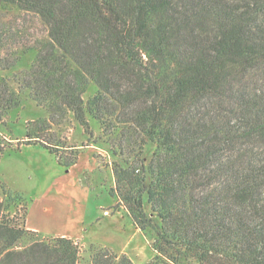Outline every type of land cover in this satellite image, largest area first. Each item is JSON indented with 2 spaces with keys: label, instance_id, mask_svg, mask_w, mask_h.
Masks as SVG:
<instances>
[{
  "label": "trees",
  "instance_id": "1",
  "mask_svg": "<svg viewBox=\"0 0 264 264\" xmlns=\"http://www.w3.org/2000/svg\"><path fill=\"white\" fill-rule=\"evenodd\" d=\"M3 5L47 28L30 69L16 76L19 89L0 77V119L22 92L47 115L26 123L21 144L43 148L65 170L79 152L55 129L71 121L106 145L112 209L151 236L147 264H264V0ZM21 200L0 186V264H80L71 239L11 225L6 212ZM90 248L91 264H132Z\"/></svg>",
  "mask_w": 264,
  "mask_h": 264
},
{
  "label": "rangeland",
  "instance_id": "2",
  "mask_svg": "<svg viewBox=\"0 0 264 264\" xmlns=\"http://www.w3.org/2000/svg\"><path fill=\"white\" fill-rule=\"evenodd\" d=\"M46 38L47 28L37 15L12 5L0 8V77L7 79L12 90L19 89L15 82L16 76L30 69L36 54L35 48ZM13 61H17L15 65L8 70H1ZM93 92L94 88L90 85L84 95L85 100ZM46 116L43 108L32 102L27 92H22L19 105L4 112L0 119V186L4 184L22 195V200L6 212L10 215L9 220H12L11 225L25 229L28 211L30 218L41 225L44 233L61 231L66 220L78 219L81 215L85 216L83 225L86 229L98 219L102 225L98 227L97 235L90 236L93 240H87L92 242L91 245L83 242L79 245L75 239H71L80 249V264H91L90 246L105 247L107 244L114 245L112 249L118 257L125 255L132 264H147L154 255L149 234L135 231L129 225L130 222L132 224L130 219H118L111 226L106 223L108 221H102L105 219L103 210L111 204L107 190L112 186L110 164L114 160L106 145L93 143L71 121L66 129H55L56 135L64 139L65 146H75L79 152L78 165L69 175L66 172L71 167L68 170L60 167L54 156L43 148L31 145L32 148L20 149L26 146L21 144L26 140V123ZM98 136L99 132L95 130L94 138ZM152 151L153 146L147 144L143 155L146 161L150 159ZM88 158L95 161L94 165L100 170L91 172L88 169L79 181L77 173L88 166ZM38 235L44 239L53 237L41 233ZM25 243H28L26 238L16 246L18 248ZM119 250L125 253H119ZM150 254L152 257L149 259Z\"/></svg>",
  "mask_w": 264,
  "mask_h": 264
},
{
  "label": "crops",
  "instance_id": "3",
  "mask_svg": "<svg viewBox=\"0 0 264 264\" xmlns=\"http://www.w3.org/2000/svg\"><path fill=\"white\" fill-rule=\"evenodd\" d=\"M27 148V147H31V145H27V146H21V148ZM88 166H86L85 169H82L80 171V173H77V177L80 181V179L87 173V170L90 169L91 172H93L92 170L94 169H98L100 170V168H98V166L94 165L96 162L95 161H90V159L88 158ZM90 163V164H89ZM78 163H76L74 166H72L67 172L66 174H72L75 170V168L77 167ZM90 167V168H89ZM112 185H113V178H112ZM83 189V186L81 188V190ZM111 200V198H110ZM113 201L111 200V204L109 205V207L107 209L103 210V215L105 217L104 220L102 221H108L106 222L109 226L115 224L118 219H128L129 218L127 216H125V214L123 213L122 209H117V210H113ZM86 221L85 216L81 215L80 218L78 219H69L66 220V222L64 223V225L62 226L64 229L58 232H49V233H44V231L41 229V225H39L38 223H36L35 219H31L29 216V211L27 212V217H26V221H25V229L29 230V231H33V232H37V233H41L43 235L46 236H53V237H65V238H69V239H75L79 245L83 244H88L91 245L92 242L91 241H87V240H93L92 238H90V236H95L99 233L98 227H101L102 224H100L101 220L96 219L94 224H91L89 226V229H86V227L83 225L84 222ZM130 227H132L135 231L140 232L139 230H137L133 224H131L130 222ZM141 233V232H140ZM91 243V244H90ZM101 244V243H100ZM108 246V247H107ZM105 247L107 248H114V245L111 244H107L105 245ZM113 250V249H112ZM119 253H125V251L123 250H119ZM127 254V253H126ZM151 254L149 259L151 258ZM148 259V260H149Z\"/></svg>",
  "mask_w": 264,
  "mask_h": 264
}]
</instances>
